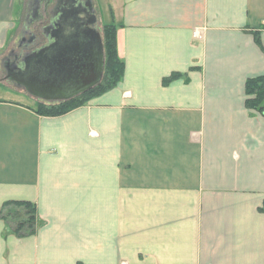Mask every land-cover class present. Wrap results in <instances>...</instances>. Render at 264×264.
I'll use <instances>...</instances> for the list:
<instances>
[{"label":"crops","instance_id":"crops-1","mask_svg":"<svg viewBox=\"0 0 264 264\" xmlns=\"http://www.w3.org/2000/svg\"><path fill=\"white\" fill-rule=\"evenodd\" d=\"M63 1L0 0V75L53 42L27 35ZM91 1L124 75L61 116L0 97V211L40 220L20 237L0 216V264H264V0H104V23Z\"/></svg>","mask_w":264,"mask_h":264},{"label":"water","instance_id":"water-1","mask_svg":"<svg viewBox=\"0 0 264 264\" xmlns=\"http://www.w3.org/2000/svg\"><path fill=\"white\" fill-rule=\"evenodd\" d=\"M76 2L66 0L68 7L61 10L54 27L46 29L53 42L25 56L22 68L10 61L5 65L11 82L47 104L87 93L104 77L103 37L95 27L92 1L75 6Z\"/></svg>","mask_w":264,"mask_h":264},{"label":"trees","instance_id":"trees-1","mask_svg":"<svg viewBox=\"0 0 264 264\" xmlns=\"http://www.w3.org/2000/svg\"><path fill=\"white\" fill-rule=\"evenodd\" d=\"M105 51V70L102 82L87 93H84L71 100L47 104L37 102L32 109L43 116L55 117L64 115L78 107L85 105L93 97L100 96L114 89L122 79L125 71V64L119 57L117 49V26L114 24L103 25L101 31ZM177 77L176 74L169 81ZM247 101L249 109L264 113V75L249 78L246 82ZM264 212V203L261 207ZM0 216L7 220L11 230L20 237L33 235L40 225L37 207L28 201H10L5 203Z\"/></svg>","mask_w":264,"mask_h":264},{"label":"rangeland","instance_id":"rangeland-1","mask_svg":"<svg viewBox=\"0 0 264 264\" xmlns=\"http://www.w3.org/2000/svg\"><path fill=\"white\" fill-rule=\"evenodd\" d=\"M94 1L96 2L98 10L100 11V15L99 16H101V18H99V19L102 20L103 23L107 22L109 19H108V10L106 9L105 1L104 0H94ZM32 7H34V5ZM24 16L27 17L28 13L26 15H24ZM23 19H24V17H23ZM50 20H51L50 17L48 19H47V17H45V19H42V23L43 24H39L38 22L37 23H33V29L35 30L34 35H33V32L30 31L29 35H27V36L28 37L35 36L37 40L30 44L31 45L30 49H36L40 45L47 44L49 42V40L47 39L48 36L44 37L45 35H43L42 29H44V27L47 25L48 21H50ZM38 26H39V30L37 29ZM98 27H99L100 30H102L100 23L98 24ZM21 60H22V58H21ZM22 63L23 62L20 61V65H22ZM0 77H1L0 78V80H1L0 81V97H4V98H7V99L8 98L9 99H19V100H22L24 98L23 96H22L23 98L20 97L21 96L19 94L20 92H18V91H20V88L16 84L11 82V80H9L7 78V72L6 71L3 72V73L1 72ZM15 90H17V91H15ZM24 94H26V93H24ZM22 101H24L25 103H29L27 105H31L32 107H35V105L37 104L36 101H32V99H29L28 97L24 98Z\"/></svg>","mask_w":264,"mask_h":264},{"label":"flooded vegetation","instance_id":"flooded-vegetation-1","mask_svg":"<svg viewBox=\"0 0 264 264\" xmlns=\"http://www.w3.org/2000/svg\"><path fill=\"white\" fill-rule=\"evenodd\" d=\"M44 1H49V2H51V1H53V0H44ZM68 6L66 5V0H64L63 1V6L61 7V10L63 9H65V8H67ZM49 17H47V19H48ZM39 24H43L42 23V20H40V21H37ZM41 22V23H40ZM53 22V21H52ZM55 23V22H54ZM54 24H51V20L50 21H48V23H47V25L44 27V29H42V33H43V35H45V32H46V29H47V27L48 26H50L49 28H52L51 26H53ZM42 28V27H41ZM38 30H39V26H38V28H37ZM41 30V29H40ZM45 37V36H44ZM43 37V38H44ZM51 43V42H50ZM17 59V58H16Z\"/></svg>","mask_w":264,"mask_h":264},{"label":"built area","instance_id":"built-area-1","mask_svg":"<svg viewBox=\"0 0 264 264\" xmlns=\"http://www.w3.org/2000/svg\"><path fill=\"white\" fill-rule=\"evenodd\" d=\"M195 36H197V35H195Z\"/></svg>","mask_w":264,"mask_h":264}]
</instances>
